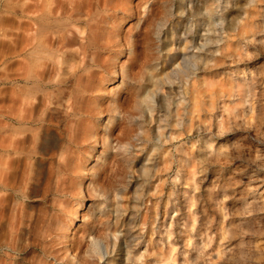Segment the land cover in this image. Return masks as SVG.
<instances>
[{
  "label": "clouds",
  "instance_id": "1",
  "mask_svg": "<svg viewBox=\"0 0 264 264\" xmlns=\"http://www.w3.org/2000/svg\"><path fill=\"white\" fill-rule=\"evenodd\" d=\"M0 264H264V0H0Z\"/></svg>",
  "mask_w": 264,
  "mask_h": 264
}]
</instances>
